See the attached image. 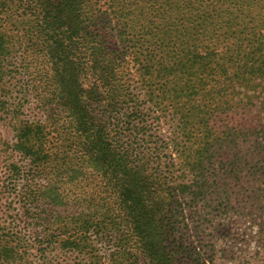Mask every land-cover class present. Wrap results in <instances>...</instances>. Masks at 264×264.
Here are the masks:
<instances>
[{"label":"trees","instance_id":"trees-1","mask_svg":"<svg viewBox=\"0 0 264 264\" xmlns=\"http://www.w3.org/2000/svg\"><path fill=\"white\" fill-rule=\"evenodd\" d=\"M225 65L264 81V0H0V264H208Z\"/></svg>","mask_w":264,"mask_h":264},{"label":"rangeland","instance_id":"rangeland-1","mask_svg":"<svg viewBox=\"0 0 264 264\" xmlns=\"http://www.w3.org/2000/svg\"><path fill=\"white\" fill-rule=\"evenodd\" d=\"M207 76L208 185L185 215L184 236L194 244L203 239L200 253L208 264H264V151L258 146H264V81L243 65L211 67ZM258 155L262 163L254 161Z\"/></svg>","mask_w":264,"mask_h":264}]
</instances>
